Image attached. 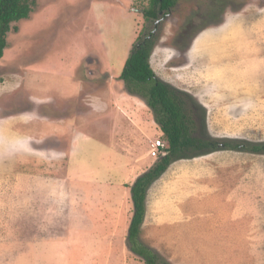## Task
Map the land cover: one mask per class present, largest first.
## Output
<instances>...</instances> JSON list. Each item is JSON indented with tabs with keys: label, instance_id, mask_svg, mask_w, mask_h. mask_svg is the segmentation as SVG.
I'll return each mask as SVG.
<instances>
[{
	"label": "rangeland",
	"instance_id": "obj_1",
	"mask_svg": "<svg viewBox=\"0 0 264 264\" xmlns=\"http://www.w3.org/2000/svg\"><path fill=\"white\" fill-rule=\"evenodd\" d=\"M147 5L36 0L8 34L0 264H144L127 251L123 186L153 165L148 146L159 135L118 80L141 33L154 31L156 77L206 111L208 137L264 141V0H178L150 25ZM138 239L157 264H264V155L173 162L147 191Z\"/></svg>",
	"mask_w": 264,
	"mask_h": 264
},
{
	"label": "trees",
	"instance_id": "obj_2",
	"mask_svg": "<svg viewBox=\"0 0 264 264\" xmlns=\"http://www.w3.org/2000/svg\"><path fill=\"white\" fill-rule=\"evenodd\" d=\"M177 1L148 0L147 7L141 11L146 24H157L165 19ZM36 8V0H0V59L7 47L6 39L10 31L18 22L29 19ZM155 42L153 30L141 33L118 77L126 94L141 100L150 110L159 131L156 140L164 144L162 155L156 158L148 156L151 161L154 160L153 165L129 187L123 186L129 190L132 203L126 236L127 251L144 264H157V255L142 246L138 239L145 217L147 191L173 162L225 150L264 155V141L214 140L207 136L204 108L189 94L160 81L150 68L149 58Z\"/></svg>",
	"mask_w": 264,
	"mask_h": 264
},
{
	"label": "built area",
	"instance_id": "obj_3",
	"mask_svg": "<svg viewBox=\"0 0 264 264\" xmlns=\"http://www.w3.org/2000/svg\"><path fill=\"white\" fill-rule=\"evenodd\" d=\"M164 151V144L161 140H156L149 143V156L151 158H156L159 155H162Z\"/></svg>",
	"mask_w": 264,
	"mask_h": 264
},
{
	"label": "crops",
	"instance_id": "obj_4",
	"mask_svg": "<svg viewBox=\"0 0 264 264\" xmlns=\"http://www.w3.org/2000/svg\"><path fill=\"white\" fill-rule=\"evenodd\" d=\"M186 54H187V53H186ZM163 57H164V59H165V56H163ZM149 63H150V62H149ZM151 64H152V63H150V68L152 69L154 75L156 76V73H155L156 71H155V69H153V67L151 66ZM159 80H160V79H159ZM164 83L170 85L171 87H173V88H175V89H179L178 86L173 85L172 83H170V82H168V81H167V82H164ZM185 92H186V91H185ZM130 97H131V96H130ZM131 98H133V97H131ZM136 100H139V99L136 98ZM136 100H135V101H136ZM131 102H134V101H131ZM139 102L142 104V102H141L140 100H139ZM142 106H143V105H142ZM156 131H157L156 134L159 135V131H158L157 129H156ZM150 142H152V141H150ZM150 142H149V143H150ZM147 156H148V155H147ZM133 162H135V164H134V163H131V164H132V165H135L136 167H139V168H142V167L145 168V167L149 166L147 163H142V162H141V163H138L139 161H137V160H135V161H133ZM137 163H138V164H137ZM136 167H135V168H136ZM136 169H137V168H136ZM168 169H169V167H168ZM168 169H167V170H168ZM147 170H148V169H147ZM147 170H146V171H147ZM167 170H166V171H167ZM146 171H145V172H146ZM166 171H165V172H166ZM165 172H164V173H165ZM143 173H144V172H143ZM138 176H139V175H135V176H134V179H136ZM65 258H66V257H65ZM67 259H69V258H67ZM69 260H70V259H69ZM70 261H71V260H70ZM72 264H73V263H72Z\"/></svg>",
	"mask_w": 264,
	"mask_h": 264
},
{
	"label": "clouds",
	"instance_id": "obj_5",
	"mask_svg": "<svg viewBox=\"0 0 264 264\" xmlns=\"http://www.w3.org/2000/svg\"><path fill=\"white\" fill-rule=\"evenodd\" d=\"M178 90V89H177ZM148 150H149V146H148Z\"/></svg>",
	"mask_w": 264,
	"mask_h": 264
}]
</instances>
